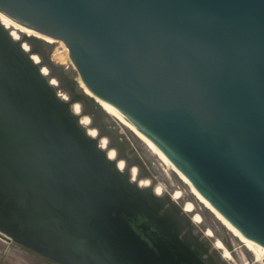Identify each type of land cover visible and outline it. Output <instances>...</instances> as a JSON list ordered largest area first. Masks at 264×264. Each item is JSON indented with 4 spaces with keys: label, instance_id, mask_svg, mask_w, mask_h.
<instances>
[{
    "label": "water",
    "instance_id": "water-1",
    "mask_svg": "<svg viewBox=\"0 0 264 264\" xmlns=\"http://www.w3.org/2000/svg\"><path fill=\"white\" fill-rule=\"evenodd\" d=\"M0 9L63 41L89 91L264 254V0H0ZM29 44L0 23V231L57 264H228L185 232L203 228L169 193H154L151 160L108 128L74 71L52 62L54 45ZM134 166L153 186L131 180Z\"/></svg>",
    "mask_w": 264,
    "mask_h": 264
},
{
    "label": "bare ground",
    "instance_id": "bare-ground-1",
    "mask_svg": "<svg viewBox=\"0 0 264 264\" xmlns=\"http://www.w3.org/2000/svg\"><path fill=\"white\" fill-rule=\"evenodd\" d=\"M0 23L8 30L13 39L22 42V46L25 51H30L29 41L32 39L41 40L47 45L52 44L55 46L56 44L57 47L51 56V60L55 65L62 66L65 71H67L63 65L65 64L67 57H70L67 52V47L63 41L55 39L37 29L30 27L2 9H0ZM32 59L35 63L41 62V58L37 54H33ZM41 69L44 75L48 76L50 74V70L47 66H42ZM70 71L73 70L71 69ZM50 83L58 88V81L56 78H51ZM78 86L87 96L93 99L95 105H99L106 113L107 118L105 121L109 123L108 128L117 129L119 134L124 135L122 132H125L126 134L132 136L133 139L136 140L134 147L138 155V151L142 149L140 152L142 156L139 155V157L143 163L145 162L144 156L152 161L149 168L147 167V170L149 172L151 171L152 174L155 173L154 175L158 178L154 177L157 180L154 185V193L157 195L169 193L173 201L181 204L183 212L192 217L194 225L199 228H203L204 236L213 242L214 247L221 253V257L226 260L228 264H264V254L257 247V245L249 237L231 225L209 203H207L198 194V192H196L189 180L179 170L175 162L144 130H142L123 113L96 98L84 85L81 79L78 82ZM58 92L63 100H68L66 92L62 90H58ZM72 110L75 114L81 116L80 122L86 128L88 134L92 137H98L97 129L92 127L91 118L87 115H82L81 104L78 102L74 103L72 105ZM115 122L120 125V132ZM119 138H121V135ZM141 142H143V146ZM99 144L102 149L106 150L110 159H116L117 151L114 148L109 147L110 142L107 137L100 138ZM136 144L141 145V149H137ZM117 167L119 170L123 171L126 167L125 161L119 160L117 162ZM130 174L132 181L138 180L139 175L138 168L136 166L131 168ZM138 185L141 187L153 186V181L149 177L141 178L138 180ZM223 235H229V239L233 244V250H229L225 242H223ZM0 242H3L7 246V249L19 250L23 254L29 255L35 261L42 264H57L52 261L45 260L37 253L32 252L20 243H17L13 238L1 231Z\"/></svg>",
    "mask_w": 264,
    "mask_h": 264
},
{
    "label": "rangeland",
    "instance_id": "rangeland-1",
    "mask_svg": "<svg viewBox=\"0 0 264 264\" xmlns=\"http://www.w3.org/2000/svg\"><path fill=\"white\" fill-rule=\"evenodd\" d=\"M57 47V45L55 44V46H54V48H53V50H52V52L50 53V57L52 56V54H53V52H54V50H55V48ZM63 54H64V52H63ZM73 63H72V61H71V59L70 58H68L67 57V60H66V62H65V64L63 65L67 70H73L75 73H76V75H75V77H74V79L77 81V83L80 81V76H78L79 74L77 73V71H76V68L74 67V65H72ZM113 120V119H112ZM114 121V120H113ZM115 124H116V126H118V128H119V132H120V125L119 124H117L116 122H115ZM125 136H126V138H127V140L129 141V143H130V145L131 146H135V142L131 139V137H129V135L128 134H126L125 132H122ZM143 142H141V144H142ZM144 144H142V146H143ZM143 148H145V147H143ZM142 150V149H141ZM141 150L140 151H138V153H139V155H141L142 156V154L140 153L141 152ZM146 151H147V149H146ZM152 162V161H151ZM168 165V164H167ZM169 166V165H168ZM148 167V166H147ZM149 168V167H148ZM168 168V167H167ZM151 172V171H150ZM154 177L155 178H157V176L156 175H154ZM158 179V178H157ZM181 205V204H180ZM182 206V205H181ZM205 228V227H204ZM202 231H203V229H202ZM2 249L3 248H0V264H42V263H40V262H38V261H35L32 257H30L29 255H25V254H23V253H20V252H18V251H16L15 249H9L8 251H6V252H3L2 251ZM7 259H9V260H7ZM3 260V261H2ZM10 261H12V262H10ZM17 261H20V262H17Z\"/></svg>",
    "mask_w": 264,
    "mask_h": 264
},
{
    "label": "flooded vegetation",
    "instance_id": "flooded-vegetation-1",
    "mask_svg": "<svg viewBox=\"0 0 264 264\" xmlns=\"http://www.w3.org/2000/svg\"><path fill=\"white\" fill-rule=\"evenodd\" d=\"M167 207L168 206H166L165 208H167ZM189 218L192 220L191 216ZM177 220L179 221V223L184 222L181 217H179ZM188 228H189V230H187L185 232H187V233L189 232L191 237H192V239H194L196 243L201 242V240H202L201 237L204 235L203 231L201 230L202 232H200V231H198V230L196 231V230H194L192 228L190 229V227H187V229ZM225 235H223V237H225ZM205 257L207 258V256H205ZM208 258H210L209 260H212L213 264H220V263H218V261H217L215 256H210Z\"/></svg>",
    "mask_w": 264,
    "mask_h": 264
},
{
    "label": "built area",
    "instance_id": "built-area-1",
    "mask_svg": "<svg viewBox=\"0 0 264 264\" xmlns=\"http://www.w3.org/2000/svg\"><path fill=\"white\" fill-rule=\"evenodd\" d=\"M0 248H3L2 249L3 252H6L9 250V249H7V246L3 242H0ZM16 251L20 252L19 250H16ZM20 253H22V252H20Z\"/></svg>",
    "mask_w": 264,
    "mask_h": 264
}]
</instances>
